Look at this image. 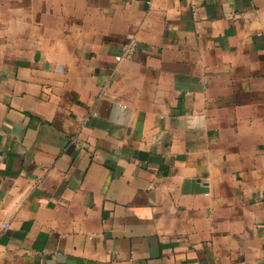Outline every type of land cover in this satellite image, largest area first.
<instances>
[{
  "label": "crops",
  "instance_id": "1",
  "mask_svg": "<svg viewBox=\"0 0 264 264\" xmlns=\"http://www.w3.org/2000/svg\"><path fill=\"white\" fill-rule=\"evenodd\" d=\"M0 264H264V0H0Z\"/></svg>",
  "mask_w": 264,
  "mask_h": 264
},
{
  "label": "built area",
  "instance_id": "2",
  "mask_svg": "<svg viewBox=\"0 0 264 264\" xmlns=\"http://www.w3.org/2000/svg\"><path fill=\"white\" fill-rule=\"evenodd\" d=\"M135 51H136V44L134 41L130 40V41H128L127 44H125L122 47V54L120 57H118L117 60L118 61L122 60V59L129 60L133 57ZM3 227H5V225H3Z\"/></svg>",
  "mask_w": 264,
  "mask_h": 264
}]
</instances>
